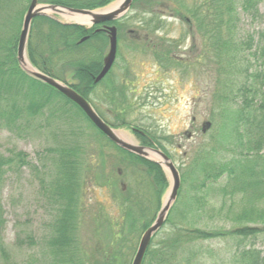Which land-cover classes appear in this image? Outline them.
Here are the masks:
<instances>
[{
	"label": "trees",
	"instance_id": "trees-1",
	"mask_svg": "<svg viewBox=\"0 0 264 264\" xmlns=\"http://www.w3.org/2000/svg\"><path fill=\"white\" fill-rule=\"evenodd\" d=\"M38 1L91 10L103 7L111 0ZM138 2H142V7H139L142 12L150 10L148 7L157 4V0H133L131 9ZM3 3L4 0H0V4ZM259 4L264 5V0H196L188 7L178 4L191 18L195 29L205 40L203 59L211 61L218 73L217 83L222 90L219 106L224 119L217 136L220 145L219 158L213 155V151L216 150H211L212 152L209 151L205 158L197 156L194 159L196 165L194 164L190 174L201 176L197 188L203 189V195L197 192L189 202L187 199H181L186 196L181 190L182 186L179 187L177 195L179 206L171 208L163 226L153 235L142 264L146 261L148 264H202L201 248L194 243L201 240L204 242L230 238L243 240L264 232V156L260 153L264 146V31L258 33L256 39L248 36L245 40H237L234 35L239 12L255 19L259 16ZM22 12L23 9L18 14V27L13 34L0 33V127L19 132L34 127L46 130V125L51 124V118L62 120L64 117L63 120L73 121L70 116L74 117L77 114L118 154L108 156L105 161L104 150L102 148L99 150L101 163L96 166L95 171L99 170L100 176L95 177L119 193L123 215L121 223L119 225L113 223L110 228L111 235L116 236L107 243L109 253L100 259L98 255L94 256L98 260L94 264H122L116 258L123 254L121 248L126 243L124 238L138 231L143 232L149 226L151 219L143 218L147 213L148 201L154 200V209L159 208L168 180L160 166L111 143L95 129L74 103L50 86L26 75L18 67L16 43ZM141 18L142 23L139 26L144 30H155L152 18ZM126 19L129 18L123 17L114 24L118 29L126 28L128 26ZM86 35L89 36L88 39L79 43ZM101 37L104 39V45L95 48L91 55L79 58L73 56L75 51L84 46L101 41ZM105 43L106 38L100 32L92 33L91 30L76 24H61L51 18L38 16L32 20L26 50L28 59L34 67L57 80L64 82L63 78L57 76L59 70L57 64L69 70L76 80L69 86L85 98L103 120L102 113L93 106L91 97L98 96L96 88L107 83L109 79L110 71L98 84L93 83V77L102 67ZM103 85L105 89L102 93L115 106L116 124L109 125L116 128L130 125L126 120V112L121 111L126 99L124 91L121 88ZM229 103H232V106ZM233 103L236 104V108L233 107ZM67 125L72 128L75 126L72 134L76 138L83 136L78 124ZM132 131L141 144L156 147L167 153L158 138L147 130L132 128ZM75 137H63L53 149H45L44 152H50L51 155L38 166L30 165L27 155L21 151L11 153L10 157L0 156V177L10 164L19 168L30 165L36 173H40L48 163L52 166L53 177L47 183L42 178L39 179L42 195L52 203L55 210L53 220L49 224L51 237L46 242L49 254L55 259L51 264L84 263L82 256L75 262V253L81 252L80 248H77L75 235L82 212L80 195L83 182L80 177L91 173L92 169L83 165L86 161L84 141L81 144L75 142ZM106 162L110 170L108 174L103 175ZM116 168L122 171V175H127L128 172L136 174V186L142 190L132 191L134 190L132 187L126 186L123 191L116 187L113 179L118 176ZM94 174L95 172L91 173ZM186 174L188 175V172L179 173L182 184ZM142 191L146 194L141 193ZM209 191L214 195L209 196ZM217 197L220 198V204L215 207ZM202 216L203 227L200 226ZM175 219L184 223L179 225L175 223ZM215 221L230 222L229 228L226 229L223 225L217 227L213 224ZM113 227L116 233H113ZM163 229L166 231L162 238L154 244L153 238L162 233ZM30 242L32 243L31 240ZM97 250L103 253L101 246ZM237 250L240 251L237 252L235 263L264 264V255L257 250L245 246ZM205 251L208 250L203 248V264L211 257L209 254L205 255Z\"/></svg>",
	"mask_w": 264,
	"mask_h": 264
},
{
	"label": "rangeland",
	"instance_id": "rangeland-1",
	"mask_svg": "<svg viewBox=\"0 0 264 264\" xmlns=\"http://www.w3.org/2000/svg\"><path fill=\"white\" fill-rule=\"evenodd\" d=\"M194 1L196 0H157V4L148 7L150 10L145 12L139 8L142 7V2L130 8L124 16L129 18L126 19L128 22L126 28L137 29L140 36L125 35L123 32L125 29L119 33L116 59L108 74L107 83H103L109 87L121 88L125 93V104L121 111L126 112V120L130 125L113 128L138 144L139 141L132 128H143L157 137L179 173L188 172L184 183L180 181V186L186 196L181 199H187L189 202L197 192L203 195V189L197 188L201 176L190 174L192 167L196 165L194 159L197 156L205 158L211 150H216L213 151V155L219 158L220 145L217 136L224 120L219 106L222 90L217 83L216 67L211 61L203 59L205 40L195 29L191 18L178 5L183 4L188 7ZM29 2L30 0L24 2L4 0V3L0 4V33L13 34L16 31L18 14L23 9L21 15H24ZM258 9L259 16L255 19L239 12L234 31L237 40H245L248 36L256 39L258 33L264 31V5L259 4ZM141 17L152 18L155 30H144L139 26L142 23ZM103 45L104 39L101 37V41L84 46L75 51L73 56L79 58L91 55L95 48ZM107 50L108 39L103 49V56ZM57 68H59L57 76L63 78L65 83L76 82L69 70L64 69L60 64H57ZM103 84L96 88L98 96L91 97L92 104L102 113L101 117L108 125L112 123L114 125L116 124L115 106L102 93L105 89ZM229 104L232 106V103ZM233 107L236 108V104L233 103ZM70 118L73 121L67 120L69 121L67 122L63 120L64 117L62 120L51 118V124L46 125V130H38L34 127L19 132L0 127V156L10 157L11 153L21 151L27 155L30 165L38 166L51 155L50 152H44L45 149H53L63 137H75L72 134L75 126L72 128L67 124L80 126L83 136L75 137V142L81 144L84 141L86 161L83 165L89 166L95 174L91 175V172L80 177L83 182L80 195L82 212L79 215L75 238L77 248H80L81 252H76L74 257L75 262L82 256L84 260L82 264H94L98 261L94 257L97 253L102 257L109 253L107 243L116 236L111 235L110 228L113 223L119 225L123 215L119 193L112 190L108 184H102V181L95 177L100 176L99 170L95 171L96 166L101 163L99 150L100 148L104 150L105 161L108 156H118V154L90 129L82 117L76 114ZM204 122H209L210 125L202 131ZM260 153L264 156V146ZM10 165L6 166L5 172L0 177V264H51L55 259L49 254L46 242L51 237L49 224L53 220L55 210L52 203L42 195L39 179L42 178L47 183L54 175L52 166L48 163L46 168L36 173L30 165L20 168ZM109 170L106 162L103 175L108 174ZM136 177V174L132 175L128 172L127 175L115 176L113 179L116 178V187L120 188L122 183L132 187L134 189L132 191L138 192L142 189L136 186ZM141 193L146 194L145 191ZM208 195L213 196L214 193L209 191ZM177 200L178 197L171 208L179 206ZM219 204L220 198L217 197L214 206L218 207ZM157 210L154 209V200L151 199L148 201L147 213L143 218L151 219L152 222ZM176 222L179 225L184 223L175 219ZM229 223L215 221L213 224L217 227L223 225L227 229ZM200 226L203 227V216ZM165 231L153 238L154 244L162 238ZM113 233H116L114 227ZM133 234L124 238L126 243L121 248L123 254L116 258L122 264L131 263L142 231ZM194 244L201 248L202 264L203 248L208 250L204 254L211 256H207L206 264H237L234 260L240 247H250L264 255V232L243 240L235 238L204 242L201 240ZM100 246L103 253L97 250ZM144 264H148L147 261Z\"/></svg>",
	"mask_w": 264,
	"mask_h": 264
},
{
	"label": "water",
	"instance_id": "water-1",
	"mask_svg": "<svg viewBox=\"0 0 264 264\" xmlns=\"http://www.w3.org/2000/svg\"><path fill=\"white\" fill-rule=\"evenodd\" d=\"M132 0H114L113 2L97 9H77L64 7L60 5L45 4L38 0H30L28 7L22 17L21 28L16 43V61L18 67L31 78L38 80L74 103L89 120V122L98 130L107 140L117 147L132 153L140 158L153 162L161 167L167 180L168 188L163 194L157 213L142 232L136 251L130 264H142L147 248L153 235L163 226L165 219L175 203L180 187V175L173 161L160 149L138 144L119 131L104 122L95 112L90 103L78 94L69 84L57 80L34 67L27 56V41L30 32L31 22L35 17L44 16L51 18L61 24H76L88 29L94 25L111 23L121 19L128 12ZM103 30L107 34L108 50L102 59V67L99 73L94 77V83L99 82L111 69L116 57V28L114 25H104L95 32ZM87 37L79 40V43L85 41ZM209 122H204L202 131L209 127Z\"/></svg>",
	"mask_w": 264,
	"mask_h": 264
},
{
	"label": "flooded vegetation",
	"instance_id": "flooded-vegetation-1",
	"mask_svg": "<svg viewBox=\"0 0 264 264\" xmlns=\"http://www.w3.org/2000/svg\"><path fill=\"white\" fill-rule=\"evenodd\" d=\"M114 22H116V21H114ZM114 22H111V23H104V24H98V25H94V26H92V27H90V28H88V29H86V30H91V32L92 33H102L104 36H105V38L107 39V34H106V32L105 31H103V30H100V31H98V32H95V30L96 29H100L101 27H103L104 25H107V26H110V25H114L115 26V28H116V43H117V38H118V35H119V33H121L124 29H125V31H123L124 33H125V35H128V36H132V35H134V36H137V37H139L140 36V33H139V31L137 30V29H133V28H124V27H121L120 29H118L117 28V26L114 24ZM83 27V26H82ZM122 28H124L123 30H122ZM84 37H87V39H88V35H86V36H84ZM136 37V38H137ZM83 38V37H82ZM135 41V40H134ZM116 50H117V45H116ZM117 53V52H116ZM116 59V58H115ZM95 77V76H94ZM94 77H93V79H94ZM105 77V76H104ZM102 80V79H101ZM100 80V81H101ZM99 81V82H100ZM99 82H97V83H94V80H93V83L94 84H98ZM139 144H141L140 142H139ZM141 145H143V144H141ZM147 146V145H146ZM149 147H151V146H149ZM154 148H156V147H154ZM158 149V148H157ZM111 164V163H110ZM115 171L117 172L116 174H118V176H121L122 175V171H120V169H118V168H116L115 169ZM116 179V178H115ZM114 179V180H115ZM113 180V181H114ZM120 188L123 190V191H125V188H126V185L125 184H120ZM97 255H98V258L100 259V257H101V255H99L98 253H97Z\"/></svg>",
	"mask_w": 264,
	"mask_h": 264
}]
</instances>
